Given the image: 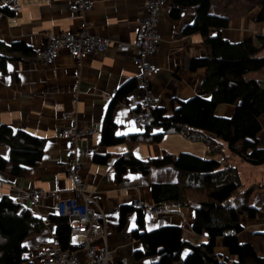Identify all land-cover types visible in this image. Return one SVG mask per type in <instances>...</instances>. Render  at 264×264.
<instances>
[{"label":"crops","instance_id":"crops-1","mask_svg":"<svg viewBox=\"0 0 264 264\" xmlns=\"http://www.w3.org/2000/svg\"><path fill=\"white\" fill-rule=\"evenodd\" d=\"M148 1L94 0L93 8L82 15L73 8V0H19L20 9L7 11L0 19V39L7 43L25 41L35 49L43 45L51 32L78 29L85 25L93 33L109 37L112 41L104 52L85 58L61 49L53 59H37L34 54V59H14L8 63L7 69H0V126L8 124L14 129H27L46 138L41 163L32 170L30 177L19 178L7 172L0 173V198L5 195L13 197L47 222L44 228L46 232L30 238L32 243L27 241L28 264H44L43 254L56 244L55 225L48 217L56 213L59 199L72 193L73 181L67 177L65 167L71 157L81 164L79 173L87 181L89 189L94 191L97 206L108 221L110 233L105 242L114 249V257L119 264H151L156 259V256L134 257L136 250L143 249L141 240L130 235L137 226L136 212L129 213L127 224L121 228L120 207L124 203L141 201V205L149 208L154 204L150 179H176V170L171 166L155 168L150 177L132 171L118 181L112 163L127 149V145L103 146L99 143L102 115L109 101L122 84L135 76L133 43L140 21L146 15ZM220 3L221 0H214L210 13L225 14L230 18L229 26L221 30L226 38L237 41L260 34L259 28L264 26L249 20L245 11L235 13L240 4L237 7L234 3V7L223 13L215 9V4ZM5 5L8 6L7 1ZM181 8L185 11L181 17H174L168 5L161 10L159 18L162 40L155 60L161 65V71L156 75L153 87L161 93L159 106L166 109H172L179 100L194 95L207 69L204 66L192 69L193 59L204 56L206 50L200 33L186 31L206 18L193 9ZM127 42L132 45L130 50L118 49V45ZM140 98L139 89H135L117 104L114 115L119 134L138 132L132 113ZM229 106L227 103L219 104L217 113L220 116L228 115L226 111L228 108L230 110ZM73 109L80 117L78 127L88 129L90 133L78 138L74 149L69 142L72 122L64 120L62 116L65 111ZM93 129L95 131L91 133ZM150 129L155 133L161 127L153 126ZM263 130L264 127L258 134L259 139ZM199 142L202 141L169 132L158 143H139L135 153L143 158L158 157L164 150L175 153L185 151L184 146L189 143H192L190 149H196L190 151H196L199 155L208 153V146ZM261 144L264 146V140H261ZM94 151L103 154L109 152L110 161L106 164L93 162ZM257 168L240 170L246 189H253L250 203L259 207L260 213L254 219L247 212L242 214L244 230L239 236L242 241L251 242L264 256V167ZM33 186L52 194L31 206L29 189ZM197 204L181 207L165 204L164 207L170 208L173 214L159 219H156L157 213L147 211L146 228L175 224L192 233L188 237L190 241L206 240L207 233L196 237L192 229ZM216 252L229 254L222 237L218 239Z\"/></svg>","mask_w":264,"mask_h":264},{"label":"trees","instance_id":"trees-1","mask_svg":"<svg viewBox=\"0 0 264 264\" xmlns=\"http://www.w3.org/2000/svg\"><path fill=\"white\" fill-rule=\"evenodd\" d=\"M167 1L174 17L185 13L181 8L184 6L206 18L186 29L188 33H200L206 48L204 56L192 61V69L207 68L200 92L179 100L171 111L160 106L153 108L149 128L161 126L162 131L151 133L146 129L118 135L115 108L138 87L135 77L126 81L112 96L103 115L100 145H127L113 165L118 181L128 172L140 171L150 177L155 168L173 167L175 180L150 179L154 204L188 206L193 203L191 193H199L202 197L195 209L192 229L196 237L207 233V238L190 241L180 225L165 224L148 229L146 207H136L133 202L121 205L120 227L126 225L129 213L135 210L137 226L130 235L141 240L143 249L136 250L134 257L156 256L151 264H264V256L251 242L242 241L239 236L244 230L242 213L247 212L254 219L260 208L250 203L253 189H246L239 166L232 162L235 156H241L250 164H264V146L258 136L264 127V77L251 75L254 72L264 74V33L230 41L221 33L229 26L230 18L210 13L214 0ZM257 20L264 21V1ZM35 51L25 41L7 43L0 39V69H7L14 59H34ZM221 103L234 105L230 114L220 116L217 113ZM169 132L204 142L209 154L164 150L161 156L143 158L135 153L139 143H158ZM45 144L46 138L27 129L2 124L0 171L19 178L30 177L32 170L41 163ZM110 156V153L94 152L92 160L108 163ZM240 197L238 203H230ZM50 219L56 224V245L61 249L76 248L71 242L68 218L50 215ZM45 226L44 218L22 207L13 197L0 198V264H28L26 241ZM221 237L229 257L216 252Z\"/></svg>","mask_w":264,"mask_h":264},{"label":"built area","instance_id":"built-area-1","mask_svg":"<svg viewBox=\"0 0 264 264\" xmlns=\"http://www.w3.org/2000/svg\"><path fill=\"white\" fill-rule=\"evenodd\" d=\"M6 1H11L15 8L20 7L19 0H0V7ZM93 2L94 0H73V8L78 12L86 13L92 9ZM166 4V0H149L146 15L142 17L135 33L133 47L136 50L134 59V62H137L135 64L136 74L139 81L143 78V81H140L141 87H148L147 93L140 99L143 110L135 115L136 123L141 125L149 122L152 107L161 100V93L153 89L150 83L154 75L159 74L161 70V66L154 62L152 57L156 54L162 40L158 27L160 12ZM3 15L0 9V19ZM152 40L155 41V45L152 44ZM110 43L108 37L94 34L89 29L67 30L49 34L45 44L38 49L36 56L51 59L61 47H65L74 55L85 58L95 51H104L111 45ZM119 49L127 51L130 49V44H120ZM74 116H76L74 110L64 113V118ZM84 130H75L70 141L75 142L78 135L85 133ZM78 169L79 165L74 163L72 168L74 190L70 196L60 198L56 208L58 214L70 218L72 241L76 248L61 249L55 244L43 254L42 260L44 264H119L114 257V249L105 242L110 233L107 220L101 214L94 193L88 189ZM30 193L33 195L30 200L31 205H35L39 198L52 194L42 188H34ZM160 209H163V206L156 205V212Z\"/></svg>","mask_w":264,"mask_h":264},{"label":"rangeland","instance_id":"rangeland-1","mask_svg":"<svg viewBox=\"0 0 264 264\" xmlns=\"http://www.w3.org/2000/svg\"><path fill=\"white\" fill-rule=\"evenodd\" d=\"M222 1V3H220V5H216L215 4V9L216 10H220V11H222L223 13H226V12H228L229 10H230V8H232V7H234V3H236L237 4V7H239V4L241 5L240 6V8H239V10H238V8H237V11L235 12L234 10H232V12H235V13H237L238 11L239 12H243V11H245V13H246V16L248 17V19L249 20H252L254 23H257V25H259V26H264V21H261V22H259L258 20H257V15H258V13L260 12V10H261V8H262V3H263V1L264 0H221ZM228 2V3H227ZM92 6H94V2H93V5ZM166 6H168V4H166L163 8H165ZM11 7V8H10ZM5 8H7V9H9V10H14V11H18L19 9H20V7L19 8H15L10 2H8V6L7 5H5V4H3V5H1V7H0V9H1V11L3 12V14L4 13H6L7 11L5 10ZM93 8V7H92ZM88 12V11H87ZM86 12V13H87ZM79 13H81V12H79ZM86 13H81L82 15H85ZM221 15H224V16H227V15H225V14H221ZM189 18H185V20H188ZM74 28H68V29H64V30H61V31H59V32H62V31H67V30H73ZM82 29H89L90 30V28L88 27V26H82V27H80V28H78V30H82ZM158 30H159V27H158ZM254 31V30H253ZM92 32V31H91ZM159 32H160V30H159ZM255 32V31H254ZM258 32H260V34L261 33H264V27L263 28H259V31ZM52 33H57V32H51V33H49V34H52ZM93 33V32H92ZM94 34H96V33H94ZM160 34H161V32H160ZM98 35H100V34H98ZM257 35V34H256ZM161 36H162V34H161ZM106 37V36H105ZM109 38V37H108ZM46 39H47V37H46ZM110 39V38H109ZM110 41H111V39H110ZM45 42H46V40L44 41V43H43V45L45 44ZM112 42V41H111ZM127 43H129V42H127ZM111 44V43H110ZM109 44V45H110ZM130 44V43H129ZM161 44V43H160ZM42 45V46H43ZM41 46V47H42ZM131 44H130V49H131ZM41 47H38L37 49H35L36 51H35V56H36V54H37V51H38V49H40ZM159 47H160V45H159ZM61 49H66L68 52H70L67 48H65V47H61L60 49H59V51L61 50ZM106 49H108V48H106ZM105 49V50H106ZM118 49H119V45H118ZM129 49V50H130ZM135 49V48H134ZM104 50V51H105ZM205 50H206V48H205ZM58 51V52H59ZM104 51H95L94 53H97V52H104ZM158 51H159V48H158V50H157V52H156V54L152 57V60L154 61V62H156L157 63V61L155 60V57H156V55H157V53H158ZM57 52V53H58ZM71 53V52H70ZM94 53H92V54H94ZM71 54H73V53H71ZM135 54H136V50H135ZM74 55V54H73ZM262 55H264V51L262 52ZM90 56V55H89ZM55 57V56H54ZM53 57V58H54ZM135 55L133 56V59H135ZM36 58L37 59H45V58H39V57H37L36 56ZM53 58H51V59H53ZM197 58V57H196ZM135 64H137V62L135 61L134 62V65ZM161 66V65H160ZM136 68V67H135ZM161 71V70H160ZM136 70H135V78H136V80H137V82H138V87H136L135 89H139V91H140V94H141V97L142 96H144L146 93H147V88H145V87H141V83H140V81H143V78H141L140 79V81H139V79H138V77H137V74H136ZM251 75H253V76H258V77H264V74L262 75V74H260V73H256V72H254V73H252ZM156 78V75H154V77H153V79H152V81H151V83H150V86L153 88V89H155L154 87H153V81H154V79ZM200 87H201V85L198 87V91H196V93H193V94H198V92H200ZM134 89V90H135ZM156 90V89H155ZM157 91V90H156ZM192 95V94H191ZM128 97V96H127ZM191 97V96H190ZM141 99V98H140ZM162 99V98H161ZM125 100V99H124ZM110 102V101H109ZM122 102V101H121ZM160 102H161V100L158 102V104H156L155 106H153L152 107V113H153V108L154 107H156V106H159V104H160ZM108 106H109V104H108ZM146 107V106H145ZM160 107H162V106H160ZM230 107V110H229V108L227 109V111H226V114H230V112H231V110L233 109V107H234V105L232 106H229ZM108 108V107H107ZM165 108V107H164ZM173 109V108H172ZM172 109H167L168 111H171ZM74 111H75V109H73ZM73 110H70V111H66V112H71V111H73ZM107 110V109H106ZM143 110V105L140 103V100H139V103H138V106L136 107V109L133 111V113H132V117H133V120L135 119V115L137 114V113H139L140 111H142ZM106 112V111H105ZM105 114V113H104ZM114 114H115V112H114ZM63 116V119L64 120H71V122H72V124H71V126H70V138H71V136L75 133V130H81V129H84V128H79L78 127V120L80 121V117L78 116V114H77V112H76V116H74L73 118L72 117H67V118H64V115H62ZM152 116H153V114H152ZM152 116H150L149 117V122L146 124V125H144V127H142V128H138V132H142V131H145L146 129H148L151 133H153L152 131H151V127H153V126H155V125H152L150 128H149V126H150V124H152ZM262 122H263V126H264V116L262 117ZM102 122H103V115H102ZM73 123H75V126H73ZM118 124V123H117ZM157 127H161V126H157ZM163 130V128L161 127V130L160 131H162ZM85 131V133H83V134H80V135H78L77 136V139L78 138H82L83 136H86V134H90L89 133V131H88V129L86 130H84ZM95 131V129H93L92 131H91V133L92 132H94ZM159 131V132H160ZM264 131V130H263ZM263 131L261 132L262 134H261V139H260V142H261V140H264V133H263ZM87 132V133H86ZM116 132H117V129H116ZM118 133V132H117ZM155 133H157V132H155ZM100 134H101V132H100ZM42 137V136H41ZM45 138V137H44ZM70 138H69V142H70V144H71V148L72 149H74V145L76 144V141L75 142H71L70 141ZM100 138H101V136H100ZM76 139V140H77ZM194 141V140H193ZM99 143H100V140H99ZM199 143H203V142H199ZM192 143H189V144H187V145H185L184 146V149H185V151L186 152H195L196 153V151H190V150H196V149H190V145H191ZM262 145V144H261ZM209 149V148H208ZM97 151V150H96ZM95 152V151H94ZM109 153V152H108ZM208 153H209V150H208ZM208 153H206V154H202V155H207ZM199 154V153H198ZM162 155V154H161ZM160 155V156H161ZM117 158V157H116ZM115 158V159H116ZM110 159H111V156H110V158H109V161H110ZM108 161V162H109ZM114 162H115V160H114ZM114 162L112 163V168H113V165H114ZM232 162H234V164H236L237 166H239L240 167V170H247V169H249V168H251V169H254V168H256V169H258L257 167H264V164H262V165H253V164H250V163H248L247 161H245L241 156H235V158L233 159V161ZM70 165V160L65 164V167H66V174H67V177L68 178H70V179H72V168L73 167H71V166H69ZM136 172H140V171H136ZM0 173H1V171H0ZM140 173H142V172H140ZM143 174V173H142ZM79 175H80V173H79ZM125 175V174H124ZM144 175V174H143ZM81 176V175H80ZM82 177V176H81ZM167 178V177H166ZM168 178H174V177H168ZM122 179H123V177H122ZM166 180H171V179H166ZM172 180H175V179H172ZM171 180V181H172ZM72 181H73V179H72ZM34 188H37V187H32V188H30L29 189V194H30V199H29V205H31L30 204V200H31V198L33 197V195L30 193L31 192V190L32 189H34ZM74 190V186L72 187V191ZM201 197H202V195H200L199 193H196V192H193V193H191V199L193 200V204H195V203H198V201H200L201 200ZM42 198H45V197H42ZM42 198H39L38 200H37V203H38V201L40 200V199H42ZM241 200V197L240 198H234V199H232L231 201H230V203L231 204H236V203H238L239 201ZM36 203V204H37ZM35 204V205H36ZM153 204V203H152ZM150 205V207L148 208V207H146L144 204L143 205H138L136 202H133V205L134 206H136V207H140V206H144V207H146V214H147V211H149L151 214H153V213H157V215L158 216H156V219L158 218H161V217H169V216H172V212L173 211H171V210H169L170 208H166V207H164V205L165 204H162V206H163V209H160L158 212H156V205ZM22 206V205H21ZM31 206H34V205H31ZM23 207V206H22ZM27 208H29V207H27ZM56 208H57V206H56ZM31 209V208H30ZM135 211V210H134ZM136 212V211H135ZM102 214V213H101ZM243 214V213H242ZM51 215H57V216H61V217H67L68 218V220H69V222H70V226H71V233H70V236H71V242L72 243H74L73 241H72V223H71V220H70V218L68 217V216H64V215H61V214H58L57 213V211H56V213H54V214H51ZM103 215V214H102ZM104 216V215H103ZM242 216V215H241ZM136 217H137V215H136ZM41 218H44V217H41ZM105 218V217H104ZM129 218V217H128ZM48 219H49V221L51 222V223H53L54 225H55V229H56V224L50 219V216L48 217ZM106 219V218H105ZM137 219V218H136ZM44 220H45V222H46V219L44 218ZM107 220V219H106ZM127 222H128V220H127ZM194 222V221H193ZM107 223H108V221H107ZM127 224V223H126ZM46 225H47V222H46ZM173 225H175V224H173ZM193 225V224H192ZM109 226V225H108ZM46 227V226H45ZM154 228H157V227H153V228H151V229H154ZM185 230V229H184ZM46 232L44 229H42L41 230V232ZM40 232V233H41ZM189 231H186L185 230V235L187 236V237H190V235L192 236V233H188ZM40 233H38V234H40ZM37 234V235H38ZM56 236H57V233H56ZM34 237V236H33ZM30 238H32V237H30ZM29 238V239H30ZM28 239V240H29ZM27 240V241H28ZM57 240H58V238H57ZM27 241H26V243H27ZM57 242V241H56ZM28 243H32V241L31 240H29L28 241ZM75 243H77V242H75ZM220 255V254H219ZM224 255H226V256H228L229 257V254H224Z\"/></svg>","mask_w":264,"mask_h":264},{"label":"flooded vegetation","instance_id":"flooded-vegetation-1","mask_svg":"<svg viewBox=\"0 0 264 264\" xmlns=\"http://www.w3.org/2000/svg\"><path fill=\"white\" fill-rule=\"evenodd\" d=\"M135 70H136V68H135ZM64 113H66V111H65ZM64 113H63V115H64ZM133 122H134L135 126L138 127V128H142V127H144V125L137 124L136 121H135V119L133 120ZM121 144H122V143H121ZM123 152H124V151H123ZM69 160H70V165H69V166L73 167V164H74V163H77V164L79 165V169H78V171H80L81 164L76 160V158H75V157H71ZM105 164H106V163H105ZM82 178H83V177H82ZM83 180L86 181L84 178H83ZM86 183H87V181H86ZM87 187H88V183H87ZM88 189H89V187H88ZM89 190H90V189H89ZM90 191H91V190H90ZM92 192L94 193V191H92ZM95 199H96V197H95ZM133 202H136L138 205L141 204V201H133Z\"/></svg>","mask_w":264,"mask_h":264},{"label":"bare ground","instance_id":"bare-ground-1","mask_svg":"<svg viewBox=\"0 0 264 264\" xmlns=\"http://www.w3.org/2000/svg\"><path fill=\"white\" fill-rule=\"evenodd\" d=\"M166 3H168V1H167V0H166ZM152 44H153V45H155V44H156L154 40H152Z\"/></svg>","mask_w":264,"mask_h":264},{"label":"clouds","instance_id":"clouds-1","mask_svg":"<svg viewBox=\"0 0 264 264\" xmlns=\"http://www.w3.org/2000/svg\"><path fill=\"white\" fill-rule=\"evenodd\" d=\"M153 205H158V204H153Z\"/></svg>","mask_w":264,"mask_h":264},{"label":"snow or ice","instance_id":"snow-or-ice-1","mask_svg":"<svg viewBox=\"0 0 264 264\" xmlns=\"http://www.w3.org/2000/svg\"><path fill=\"white\" fill-rule=\"evenodd\" d=\"M118 135H119V133H118Z\"/></svg>","mask_w":264,"mask_h":264}]
</instances>
